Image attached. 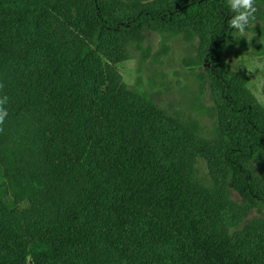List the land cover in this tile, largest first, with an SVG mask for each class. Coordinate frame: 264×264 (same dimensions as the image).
Listing matches in <instances>:
<instances>
[{
	"label": "trees",
	"instance_id": "1",
	"mask_svg": "<svg viewBox=\"0 0 264 264\" xmlns=\"http://www.w3.org/2000/svg\"><path fill=\"white\" fill-rule=\"evenodd\" d=\"M241 8L0 0V264H264V240L234 237L228 221L227 190L264 208V107L224 58ZM151 26L204 41L214 141L126 90L116 67L130 42L149 56ZM196 159L210 190L193 179Z\"/></svg>",
	"mask_w": 264,
	"mask_h": 264
},
{
	"label": "rangeland",
	"instance_id": "2",
	"mask_svg": "<svg viewBox=\"0 0 264 264\" xmlns=\"http://www.w3.org/2000/svg\"><path fill=\"white\" fill-rule=\"evenodd\" d=\"M263 15V6L253 2L238 10L224 58L231 71L246 80L251 100L264 107ZM144 35L142 46L149 47V56L143 58L138 44L130 42L129 59L116 67L126 90L145 95L165 113L166 121L176 124L179 130L190 132L200 140L214 141L217 106L202 57L204 41L195 33L171 37L169 30L155 26L146 28ZM262 161V166H258L264 170V154ZM193 179L206 190L214 187L207 166L200 159L193 165ZM259 179L264 184L263 177ZM226 193L231 204L230 234L234 237L252 234L263 241L264 208L246 204L231 190Z\"/></svg>",
	"mask_w": 264,
	"mask_h": 264
},
{
	"label": "clouds",
	"instance_id": "3",
	"mask_svg": "<svg viewBox=\"0 0 264 264\" xmlns=\"http://www.w3.org/2000/svg\"><path fill=\"white\" fill-rule=\"evenodd\" d=\"M251 0H235V3L238 5H242L244 7H248L250 4ZM240 19H243V17H240ZM7 99V97H6ZM8 113L7 110L4 109L3 107H0V124H3L5 118L7 117ZM3 129H0L2 131Z\"/></svg>",
	"mask_w": 264,
	"mask_h": 264
}]
</instances>
